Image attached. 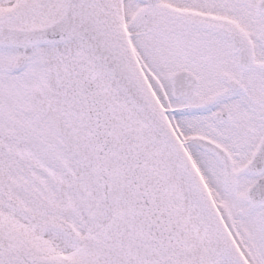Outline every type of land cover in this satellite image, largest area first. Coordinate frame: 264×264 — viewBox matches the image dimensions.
Segmentation results:
<instances>
[{
	"label": "snow or ice",
	"instance_id": "obj_1",
	"mask_svg": "<svg viewBox=\"0 0 264 264\" xmlns=\"http://www.w3.org/2000/svg\"><path fill=\"white\" fill-rule=\"evenodd\" d=\"M0 264H264V0H0Z\"/></svg>",
	"mask_w": 264,
	"mask_h": 264
}]
</instances>
